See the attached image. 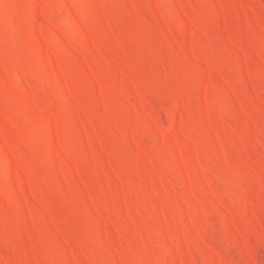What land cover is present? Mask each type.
Listing matches in <instances>:
<instances>
[{"label":"rangeland","instance_id":"374dc122","mask_svg":"<svg viewBox=\"0 0 264 264\" xmlns=\"http://www.w3.org/2000/svg\"><path fill=\"white\" fill-rule=\"evenodd\" d=\"M0 264H264V0H0Z\"/></svg>","mask_w":264,"mask_h":264}]
</instances>
